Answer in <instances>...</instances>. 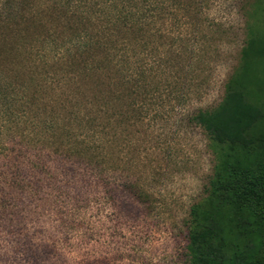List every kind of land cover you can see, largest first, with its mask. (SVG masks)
Wrapping results in <instances>:
<instances>
[{
    "label": "rangeland",
    "instance_id": "obj_1",
    "mask_svg": "<svg viewBox=\"0 0 264 264\" xmlns=\"http://www.w3.org/2000/svg\"><path fill=\"white\" fill-rule=\"evenodd\" d=\"M258 2L0 0V59L24 46V59L34 57L40 41L49 37L45 47H53V40L64 46L50 56L69 58L78 52L73 44L81 42L78 35L83 31L75 29L80 16H88L84 25L92 34L87 38L96 40L101 34L107 38L104 30L109 27L125 25L115 12L136 18L149 11L140 21L150 35L145 40L173 67L169 72L162 69L155 79L163 80L160 87L166 88L160 92L161 105L152 106L150 120L135 118L129 96L120 102L112 95L105 107L96 100L86 105L80 94L72 98L75 104L65 107L80 111L82 122L97 118L87 130L108 125L105 171L65 157L60 124L55 125L59 139L12 132L9 149L0 156V264H188L186 217L205 195L214 166L207 135L191 117L222 101L225 83L240 64L248 27L264 38V12L250 16ZM257 6H264V0ZM17 10L24 17L18 24L13 18ZM88 53L79 51L77 59ZM259 63L256 76L263 78ZM91 78V84L83 81L80 86L90 99L97 83L107 90L103 79ZM151 80L147 77L145 83ZM71 128L77 133L75 125ZM129 183L149 195L147 205L131 194Z\"/></svg>",
    "mask_w": 264,
    "mask_h": 264
},
{
    "label": "trees",
    "instance_id": "obj_2",
    "mask_svg": "<svg viewBox=\"0 0 264 264\" xmlns=\"http://www.w3.org/2000/svg\"><path fill=\"white\" fill-rule=\"evenodd\" d=\"M257 1L250 16L264 12V6H257L262 0ZM146 12H139L136 18H129L124 11L115 12V18L122 19L125 25L104 30L108 39L102 34L96 40L87 38L92 34L84 25L88 16H80L76 23L73 19L75 29L83 33L78 35L81 42L72 47L78 52H89L82 60L77 59L78 52L69 58L50 56V51L57 54L64 47L54 40L53 47H45L51 37L40 41L41 49L27 59L25 54H20L28 51L26 46L15 47L18 53L7 48L9 56L0 59V156L8 151L12 132L25 136L26 131H31L59 139L55 125L60 124L65 157L107 170L108 125L100 130H87L97 118L82 122L80 111L76 113L65 107L75 104L72 98L80 94L86 98V105L92 106L96 100L105 107L111 103L112 95L120 102L129 96L133 98L135 118L150 120V110L161 105L160 92L166 88L160 87L163 80L155 79L163 73L162 69L169 72L173 67L165 65L161 55L153 52L151 43L145 40L150 35L140 21L149 15ZM13 18L17 24L24 20L19 10L13 12ZM23 31L21 28L20 32ZM159 34L155 31V35ZM247 37L240 64L225 83L222 101L217 107L199 110L191 117V122L207 135L214 166L205 195L190 206L186 217L188 264H264V38L252 25L248 27ZM23 39H19V44ZM72 47L66 48L67 52ZM44 50L49 51L48 56L39 53ZM257 63L262 66L259 69L262 68L263 78L256 76ZM20 65L22 70L18 71ZM94 76L103 79L107 90L99 89L102 83H97L99 86L90 99L81 93L80 86L83 81L91 84ZM147 77L155 81L146 84ZM131 81L133 85L129 87ZM49 94H52L49 100L43 101ZM53 97H56L54 101ZM64 118L68 121L60 122ZM64 123L70 124L65 127ZM72 125L77 127V133ZM128 190L147 205L146 192L130 183Z\"/></svg>",
    "mask_w": 264,
    "mask_h": 264
}]
</instances>
